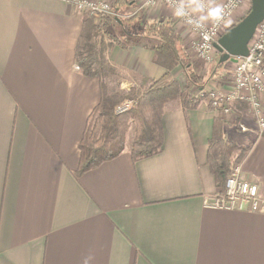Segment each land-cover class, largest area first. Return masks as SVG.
Listing matches in <instances>:
<instances>
[{
  "label": "crops",
  "instance_id": "1",
  "mask_svg": "<svg viewBox=\"0 0 264 264\" xmlns=\"http://www.w3.org/2000/svg\"><path fill=\"white\" fill-rule=\"evenodd\" d=\"M136 12L143 21L178 19L191 48L168 7L140 10L138 0L125 14ZM83 16L65 0H0V264H264V203L259 212L205 205L220 191L210 141L239 119L250 142L238 166L264 199V133L247 102H233L231 115L203 101L192 109L169 103L161 152L134 161L126 147L76 175L78 146L101 98L99 80L75 62ZM109 59L146 83L166 71L141 45H115Z\"/></svg>",
  "mask_w": 264,
  "mask_h": 264
},
{
  "label": "trees",
  "instance_id": "2",
  "mask_svg": "<svg viewBox=\"0 0 264 264\" xmlns=\"http://www.w3.org/2000/svg\"><path fill=\"white\" fill-rule=\"evenodd\" d=\"M136 4L137 0H116L112 14L96 19L85 13L82 18L75 62L84 76L99 80L101 98L87 119L78 146L81 158L75 172L77 176L118 157L127 146L126 132L130 126L134 128V135L128 148L134 161L161 152L164 143L162 118L167 105L178 102L184 109L195 108L206 96L207 84L220 79L224 63L219 61L213 66L212 79L206 81L204 76L195 73L174 19L143 21L139 12L120 18L123 8ZM136 25L137 32L129 33V29ZM115 45L122 49L141 45L151 50L154 61L165 68V74L150 80L141 94L134 87L128 93L121 89L111 91L107 79L115 74L116 68L108 53ZM178 66L182 67L186 82L183 88L173 73ZM195 89L200 93L195 94ZM127 96L136 101L135 108L123 114L116 113V105ZM215 132L210 141L208 164L219 192H225L228 178L243 161L249 145L238 148L222 126Z\"/></svg>",
  "mask_w": 264,
  "mask_h": 264
},
{
  "label": "built area",
  "instance_id": "3",
  "mask_svg": "<svg viewBox=\"0 0 264 264\" xmlns=\"http://www.w3.org/2000/svg\"><path fill=\"white\" fill-rule=\"evenodd\" d=\"M74 4L83 13L95 18L112 14V6L104 0H65ZM207 13L206 19L196 17L191 8L181 0H145L142 8L164 6L173 10L188 28L198 35V41L192 43L197 57L206 62H213L215 58V42L219 38L222 25L231 17L240 3L244 0H227L222 6L214 7L207 0H193ZM264 95V20L249 43V55L240 57L235 63L234 89H210L207 91L206 105L218 109L222 114L232 113V104L235 101L249 102L253 106L256 124L260 133H264V106L261 96ZM260 97V99H259ZM136 101L126 98L115 107L118 114L132 110ZM245 129V128H243ZM264 199L260 195V187L256 182L246 180L241 175L240 166H237L227 180L225 192H218L205 200L209 208L222 210H246L259 212L262 210Z\"/></svg>",
  "mask_w": 264,
  "mask_h": 264
},
{
  "label": "rangeland",
  "instance_id": "4",
  "mask_svg": "<svg viewBox=\"0 0 264 264\" xmlns=\"http://www.w3.org/2000/svg\"><path fill=\"white\" fill-rule=\"evenodd\" d=\"M105 2H107V3H109L111 6H113V4H114V2L116 1V0H104ZM138 1V0H137ZM183 3L185 2L184 0H181ZM193 1V0H192ZM207 2H208V4L210 3L212 6H214V7H220V6H222L225 2H227V0H220L219 2L218 1H216V0H214V2L212 1V0H207ZM145 3V0H139V6H141V4H144ZM185 4V3H184ZM248 4V5H247ZM160 5L161 6H164V4H161L160 3ZM248 6L249 8H247L248 10H247V12L246 13H240V10H241V12H242V8H244V6ZM186 6H188L187 5V3H186ZM147 9L149 8V7H147V6H145ZM166 7V6H165ZM189 8H191L190 6H188ZM152 7H150V9H151ZM250 8H251V0H244V1H242L241 3H240V5L238 6V8L234 11V13L231 15V17L222 25V27H221V30H220V34H219V37L224 33V32H226L229 28H230V26L232 27L233 25H235V24H237L243 17H245L246 15H247V13L249 12V10H250ZM128 9H129V7H125V8H123L122 9V11L120 12V18L121 19H125V18H127V16H129V15H126L125 13L128 11ZM170 9V8H169ZM192 9V8H191ZM201 9V8H200ZM142 10H145V8H142ZM171 10V9H170ZM203 12H204V14H206V18H207V13H206V11L205 10H203V9H201ZM172 12H173V10H171ZM193 12V14L196 16V17H200L197 13H195L194 12V10L192 11ZM174 13V12H173ZM238 13H240V14H238ZM85 14V13H84ZM87 14V13H86ZM87 15H90V14H87ZM198 15V16H197ZM91 16V15H90ZM140 17H142V16H140ZM178 18H180L179 16H178ZM201 18V17H200ZM203 19H206L205 17H202ZM97 19V18H96ZM181 19V18H180ZM176 20V19H175ZM182 20V19H181ZM235 21V22H234ZM179 21H178V19L176 20V23H178ZM181 27H182V31L184 30V28H185V30H184V32H186V39H188V41H187V44L188 45H192V43H194V42H197L198 41V35L194 32V31H192L190 28H188V26H187V24H185V22H183L182 21V23H181V25H180ZM229 27V28H228ZM136 28V29H135ZM136 30V31H135ZM137 30H138V25H136V26H134V27H132V28H130L129 29V33H136L137 32ZM117 31L119 32V33H121L122 32V29H117ZM190 42V43H189ZM186 50H188L187 51V59H189L192 63H195V67H196V69H195V73L196 74H198V75H200L202 78H203V76H204V79L207 81L208 79H212L213 77H212V69H213V66H214V64L215 63H217L218 61H219V57H220V53L217 51V49H216V51H215V58H214V60H213V62H206L205 60H203L202 58H200V57H197L196 55V51H195V48H194V46L193 47H186ZM108 57H109V53H108ZM110 60V59H109ZM111 62V61H110ZM112 63V62H111ZM112 65H114L113 63H112ZM115 66V68H116V72H115V74L113 75V76H111L110 78H108L107 79V83H108V85L110 86V88H111V91H114V90H116V89H121L124 93H128L129 92V90H130V88L132 89L133 87H134V89L136 90V92H138V93H142L145 89H146V87H147V84L148 83H146V80H143V78H142V76H141V74H136L135 72H134V75L132 74H128V75H124V72L122 71V70H120L119 69V67L118 66H116V65H114ZM234 69H235V63L234 62H231V61H228V62H226V63H224V66H223V69H222V72H221V74H220V78H221V80L219 79V80H209L210 82L207 84V87H206V92L209 90V88L210 89H221L222 87H223V85H221L220 84V82H224V85H226L225 84V82H230V84L231 83H233V84H231V85H233L234 86ZM223 75V76H222ZM124 77H125V79L126 80H124V82H121L122 81V79H124ZM212 77V78H211ZM176 78L179 80V82H180V84H181V86H182V88L185 86V84H186V82H185V80L183 79V76H182V73H181V70H178L177 71V76H176ZM219 78V77H218ZM217 78V79H218ZM130 81L131 82V87H128V85H127V87L125 86V87H123V83H125V85L126 84H129L127 81ZM234 89V88H233ZM183 90V89H182ZM195 92V91H194ZM206 96H207V93H206ZM206 96H203L202 98V101H203V103H208L209 102V100L207 99V97ZM126 98H131L130 96H127V97H125L122 101H124ZM259 99H260V97H259ZM121 101V102H122ZM260 101H261V99H260ZM120 102V103H121ZM243 103V102H242ZM247 103H249V102H247ZM119 104V103H118ZM117 104V105H118ZM243 104H245V106H247V104L246 103H243ZM250 104V103H249ZM116 105V106H117ZM233 106V105H232ZM244 106V105H243ZM250 106H251V108L253 109V106L250 104ZM264 106V105H263ZM135 108V107H134ZM133 108V109H134ZM132 109V110H133ZM131 111V110H130ZM232 113H233V111H232ZM232 113H228V114H226V115H231ZM256 118V117H255ZM130 123L132 124L133 123V120L132 121H130ZM231 127H232V129L231 130H229L228 131V133L229 134H227V136L228 137H230V139L231 140H233L235 143H236V145L238 146V148H246L247 147V144L250 142L249 141V139L250 138H246V136L245 135H243L244 133V131L246 130V128L244 127V125L240 122V119L238 120V121H235L234 123H233V125H231ZM243 128H245L244 130H243ZM133 135H134V128H133V126H130L128 129H127V132H126V142H127V149H128V147H129V143H130V141H131V139H132V137H133ZM238 152H239V150H238Z\"/></svg>",
  "mask_w": 264,
  "mask_h": 264
},
{
  "label": "water",
  "instance_id": "5",
  "mask_svg": "<svg viewBox=\"0 0 264 264\" xmlns=\"http://www.w3.org/2000/svg\"><path fill=\"white\" fill-rule=\"evenodd\" d=\"M263 20L264 0H251V8L247 15L215 42V48L220 53L219 62L236 63L240 57L248 56L249 43Z\"/></svg>",
  "mask_w": 264,
  "mask_h": 264
}]
</instances>
